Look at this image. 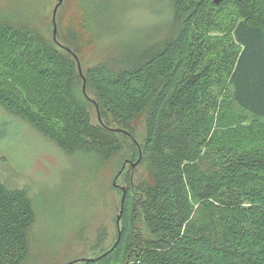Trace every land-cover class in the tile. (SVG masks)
Here are the masks:
<instances>
[{
  "label": "trees",
  "instance_id": "1",
  "mask_svg": "<svg viewBox=\"0 0 264 264\" xmlns=\"http://www.w3.org/2000/svg\"><path fill=\"white\" fill-rule=\"evenodd\" d=\"M85 2L98 23V0ZM170 2L160 39L82 70L87 96L75 59L52 35L68 56L33 25L0 13V106L67 156L109 161L121 134L133 162L138 144V166L151 179L127 188L116 246L118 232L87 257L96 259L75 264H264V128L233 127L229 108L264 119V0ZM75 77L97 123L72 91ZM139 115L142 145L129 128ZM34 220L26 191L0 181V264L26 261Z\"/></svg>",
  "mask_w": 264,
  "mask_h": 264
},
{
  "label": "rangeland",
  "instance_id": "2",
  "mask_svg": "<svg viewBox=\"0 0 264 264\" xmlns=\"http://www.w3.org/2000/svg\"><path fill=\"white\" fill-rule=\"evenodd\" d=\"M85 1L63 0L56 15L57 39L76 53L83 71L102 61L134 57L148 43L163 36L166 18L170 17V0H98L97 11L101 13L97 23L92 20L97 13ZM56 2L0 0V13L33 25L51 46L58 48L51 41ZM74 79L73 93L92 122L97 123L94 108L82 98L78 78ZM88 92L94 94L91 86ZM224 95L220 94V99ZM229 108L233 127L257 122L262 125L257 133L264 128V119L252 117L233 103ZM102 118L110 125L113 123L103 111ZM129 128L142 145L144 117L136 116ZM261 134L263 138L264 132ZM116 136L122 149L109 161L79 153L67 156L0 106V181L9 188L25 190L35 213L29 231V256L23 264H67L74 259L94 257L115 241L122 194L112 183L124 160L135 153L131 140L121 134ZM127 175L129 169L118 179L120 185L128 184ZM141 182L147 188L151 184L143 163L137 166L133 177L135 186ZM141 230L145 233L144 228Z\"/></svg>",
  "mask_w": 264,
  "mask_h": 264
},
{
  "label": "water",
  "instance_id": "3",
  "mask_svg": "<svg viewBox=\"0 0 264 264\" xmlns=\"http://www.w3.org/2000/svg\"><path fill=\"white\" fill-rule=\"evenodd\" d=\"M56 4L53 8V11H52V19H51V22H52V26H53V29H52V40L55 42V44L57 46H59L60 48L64 49L66 52L70 53L73 58L75 59L76 61V64H77V69H78V73L80 75V77L82 78V93L86 95V78L84 77L83 73H82V69H81V66H80V62H79V59L77 57L76 54H74L70 48L62 45L56 38V34H57V23H56V15H57V11H58V8L61 6V4L63 3V0H56ZM215 4H218L221 0H213ZM90 101L92 99H89ZM94 104H95V107H96V110H97V116H98V120H100V116H99V112H98V107L96 105V103L94 101H92ZM113 131H117V132H123V133H126L128 134L126 131H123L121 129H111ZM133 142L135 144H137V142L133 139ZM137 148H138V158L137 160L134 162V163H131L132 164V167L134 168L136 165L139 164V162L141 161V158H142V153H141V149L140 147L138 146L137 144ZM130 162V161H129ZM126 165V163L123 164L122 168L118 171V173L115 175L114 177V180H113V183L112 185L114 187H117V183H116V180L117 178L119 177V175L121 174L124 166ZM121 191H122V195H121V199H120V205H119V212L116 216V225H117V228H118V235H117V240L114 242V244L112 245L111 249H113L116 244H117V241L119 240V237H120V218H121V214H122V211H123V201H124V197H125V188L124 187H121ZM107 254V251L104 252L102 255H106ZM96 258H79V259H74L70 262H68L67 264H75L77 263L78 261H89V260H94Z\"/></svg>",
  "mask_w": 264,
  "mask_h": 264
},
{
  "label": "flooded vegetation",
  "instance_id": "4",
  "mask_svg": "<svg viewBox=\"0 0 264 264\" xmlns=\"http://www.w3.org/2000/svg\"><path fill=\"white\" fill-rule=\"evenodd\" d=\"M130 161V162H129ZM126 163V165L124 166L121 174L119 175V177L117 178L116 180V183H117V189H120L121 190V187H124L125 188V194L127 193V188L130 186L131 188L134 187V184H133V177H134V172L137 168V166L139 165H136L134 168L132 167V164L131 163H134L133 161H131L130 159H125L123 164ZM123 164L121 165L120 169L122 168ZM119 169V170H120ZM129 169V172H130V175H129V179H128V184H125L124 186L123 185H120L118 183V179L120 177H123L124 176V173L126 172V170ZM118 173V172H117ZM127 181V180H126ZM127 183V182H126ZM128 185V186H127ZM122 192V191H121ZM122 214H123V211H122ZM122 214H121V218H122ZM121 218H120V223H121ZM117 232H118V228H117Z\"/></svg>",
  "mask_w": 264,
  "mask_h": 264
}]
</instances>
